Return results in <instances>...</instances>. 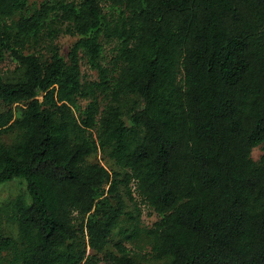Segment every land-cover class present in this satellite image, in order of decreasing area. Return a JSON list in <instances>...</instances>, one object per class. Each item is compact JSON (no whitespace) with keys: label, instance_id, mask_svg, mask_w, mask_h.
Here are the masks:
<instances>
[{"label":"trees","instance_id":"trees-1","mask_svg":"<svg viewBox=\"0 0 264 264\" xmlns=\"http://www.w3.org/2000/svg\"><path fill=\"white\" fill-rule=\"evenodd\" d=\"M7 56L0 186L28 196L5 207L18 236L0 228V264H144L125 244L135 194L160 217L146 264H264V0H0Z\"/></svg>","mask_w":264,"mask_h":264},{"label":"rangeland","instance_id":"rangeland-1","mask_svg":"<svg viewBox=\"0 0 264 264\" xmlns=\"http://www.w3.org/2000/svg\"><path fill=\"white\" fill-rule=\"evenodd\" d=\"M44 0H30V2L36 3L37 6H39ZM77 41V37L69 35V34H63L58 39H56L55 43L60 48V53L65 58L68 57V54L73 47L74 43ZM48 46L44 44L43 46H40L37 51L46 54L47 53ZM113 45H105V51L104 55L106 56V59L110 61L112 55H113ZM82 72L84 74V77L88 81H97L99 80V74L96 70H93L90 65L83 60L82 63ZM18 64L16 61L10 57L7 56L4 60H0V75L12 77L15 75V71L17 69ZM81 106L84 108L88 105L89 101L87 100H81L80 101ZM22 105L17 106L16 108L21 107ZM18 111V110H17ZM14 136L11 134L4 135L0 139L1 142L4 144H11L13 141ZM262 150L260 147H257L252 152V157L254 160H259L262 156ZM90 162H99L104 167H106L108 170H116V166L114 165L113 161H111L105 154L102 153V151L98 152L97 154H94L89 158ZM135 191V187H134ZM28 196V190L26 182L22 179H14L10 182H7L0 186V228L3 230L4 234L16 238L18 236V226L14 219L12 218L11 211L9 209H6V205L17 198L26 197ZM136 200L139 202V205L141 207L142 213H141V219L139 222L141 231L139 233V236L132 242H126V246L130 249L132 256L136 259L139 263H153L151 259V252H152V246L150 243L149 238L144 233L145 229H148L153 226V224L159 220L158 214L154 213L152 210H150L147 206L140 203L141 199L138 197L137 194L134 195ZM125 199L127 201V204L129 206V210L134 212V206L130 203L127 196H125ZM136 215V212H134ZM131 223L126 219V221L121 222V226L119 229L114 231L113 234V240L111 244L108 246L109 250L115 251V248L113 246L114 243L118 242L121 239V231L125 229L131 228ZM155 263V262H154Z\"/></svg>","mask_w":264,"mask_h":264}]
</instances>
